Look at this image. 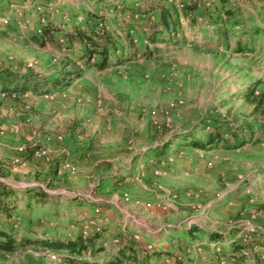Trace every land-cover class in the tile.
<instances>
[{
  "label": "rangeland",
  "instance_id": "obj_1",
  "mask_svg": "<svg viewBox=\"0 0 264 264\" xmlns=\"http://www.w3.org/2000/svg\"><path fill=\"white\" fill-rule=\"evenodd\" d=\"M43 1L63 23L78 17L85 25L120 21L122 0ZM25 3L26 11L15 10L9 20L33 27L40 15ZM227 6L242 12V23L229 25L227 36L215 32L219 11L198 10L197 24L184 20L178 44L160 43L162 52L150 59L89 69L55 92H48L52 79L71 69L65 56L13 33L0 36V66L40 83L26 93L0 88V183L20 195L14 218L19 237L30 227L43 236L73 237L96 221L106 227L107 250L99 254L104 264L125 244L166 249L184 264L217 263L218 242L236 264L229 255L235 238L258 251L257 242L264 243V140H249L252 131L260 135L250 122L264 94V0H229ZM216 125L246 142L208 150L165 147L171 136H201ZM38 190L45 199L26 204ZM0 222L7 223L4 214ZM195 226L202 238L191 243L181 232ZM212 233L222 238H209ZM255 251L243 252V264H264V253ZM0 264L70 263L46 249L20 246L0 251Z\"/></svg>",
  "mask_w": 264,
  "mask_h": 264
},
{
  "label": "trees",
  "instance_id": "obj_2",
  "mask_svg": "<svg viewBox=\"0 0 264 264\" xmlns=\"http://www.w3.org/2000/svg\"><path fill=\"white\" fill-rule=\"evenodd\" d=\"M26 1L0 0V18L11 19L10 15L13 16L15 10L26 11ZM28 1L40 15L39 19L34 21L35 25L28 27L21 25L20 22L13 23L9 20L4 23L0 21V36L5 37L8 33H13L17 37H23L20 42L31 41L40 48L51 47L65 56L62 61L67 68L71 67V69L65 71L62 76L52 79V89L48 92L66 90L72 82L80 79L89 69L103 71L133 60L150 59L162 52L159 47L160 43L178 44L180 40L184 39L179 36L184 20L191 24H197L198 10L207 12L209 8H213L221 13L216 21V34L227 36L229 25L235 26L242 23L239 19L242 14L241 9L227 6L229 0H139L138 6L127 5L126 0H122L116 6L119 8L117 15L131 12L134 16H138L137 19L126 18L124 15L121 16L122 18L120 16L118 18L116 15V21L120 19L118 23L116 21V23H110L107 19L101 18V22H95L94 25H85L76 20L70 25H66L52 16L48 7H45L48 4L43 0ZM91 1L102 2L103 0ZM245 1L252 2L253 0ZM12 5L15 8L11 9ZM38 6L44 7V9H38ZM2 8H5L7 13H3ZM92 18L94 19L93 16ZM27 20L29 21V19ZM259 30V28L255 29L257 32ZM143 41L145 45L142 48L141 42ZM37 78L0 66L1 93L7 94L9 91L26 93L30 89L36 90L40 85ZM19 80L24 81V84L20 85ZM43 90H49L48 86ZM251 94L252 90L245 93V96L249 97ZM251 117L250 123L257 127L259 130L257 132L260 135L257 136L256 131H252V141L249 140V142L258 144L264 140L262 137L264 135V94L255 100L251 109ZM244 142H246L244 136L235 133L228 136L222 127L216 125L211 131H207L201 136L193 132L185 133L179 137L171 136L165 143V147L169 148V145L176 144L180 147L189 146L208 150L217 147L237 148ZM16 195L18 194L13 188L7 185L0 186V215L4 214L7 219V223L4 225L0 222V251L11 253L17 251L20 246H34L37 249L42 248L56 253L70 264H104L99 259V254L107 250L105 247L106 227L102 224H99V230H91L88 234H84L83 231L78 232L73 237L58 233L43 236L33 227H30L31 233L19 237L14 223L19 207ZM46 196L47 193L44 191H35L26 204L32 206V198L40 201ZM181 233L191 243L202 238L201 229L197 226L189 227ZM209 238L218 240L222 237L212 233ZM257 243L259 249L255 251L254 243L234 241L229 255H232L236 264H243V252L254 250L256 256H258L257 252L264 253V243L259 241ZM89 250L91 256L88 255ZM220 254L225 257L228 255L222 249ZM166 258L167 260H165ZM227 258L230 259V257ZM181 260L182 258H178L177 254H172L166 249L161 250L156 247L139 249L131 244H125L118 247L115 253L109 255L107 264H184Z\"/></svg>",
  "mask_w": 264,
  "mask_h": 264
},
{
  "label": "built area",
  "instance_id": "obj_3",
  "mask_svg": "<svg viewBox=\"0 0 264 264\" xmlns=\"http://www.w3.org/2000/svg\"><path fill=\"white\" fill-rule=\"evenodd\" d=\"M13 6V5H12ZM43 7H41V6H38V9H42ZM76 21H78V22H81V23H86L85 21L86 20H84L82 17H78V18H76L75 19ZM9 21V18L8 17H4V19H3V22L4 23H7ZM28 21V20H27ZM212 163H209V165H211ZM98 211V210H97ZM94 229H96V230H99V225L96 223V221H91L90 222V224L89 225H87L86 227H85V229L83 230V232H84V234H88L91 230H94ZM221 244H224V243H222V242H218V243H216V244H213L215 247H216V249H217V251H218V254L220 255V257H219V260H218V262L216 263V262H214V261H208L207 262V264H230V259L229 258H227V257H225V256H222L221 254H220V251H221ZM199 248V250H202V248H201V245H199L198 246ZM245 254H247L248 252H244ZM49 256L51 257V258H53V259H56L57 258V254L56 253H53V252H49ZM180 257V256H179ZM181 258V257H180ZM232 260V259H231Z\"/></svg>",
  "mask_w": 264,
  "mask_h": 264
},
{
  "label": "crops",
  "instance_id": "obj_4",
  "mask_svg": "<svg viewBox=\"0 0 264 264\" xmlns=\"http://www.w3.org/2000/svg\"><path fill=\"white\" fill-rule=\"evenodd\" d=\"M83 1V3H85V2H88V0H82ZM112 2L111 3H113L114 2V0H111ZM136 2L132 5V6H138V0H135ZM116 9L118 10L119 8H117L116 7ZM125 17L126 18H130V17H134V19H137L138 18V16H134L131 12H126L125 14ZM143 18H145L144 16H143ZM64 24H66V25H70V24H68V23H64ZM112 68H116V67H112ZM180 148H182V147H180L179 146V149ZM179 149H177V150H179ZM0 186H2V184L0 183ZM24 197H26V196H24ZM236 240L235 241H240V240H237V238H235ZM232 244V243H231ZM193 264H197V262H195V263H193Z\"/></svg>",
  "mask_w": 264,
  "mask_h": 264
}]
</instances>
